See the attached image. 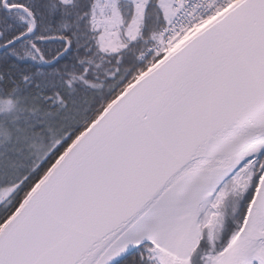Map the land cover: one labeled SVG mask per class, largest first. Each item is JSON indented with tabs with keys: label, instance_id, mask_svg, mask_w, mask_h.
<instances>
[{
	"label": "snow or ice",
	"instance_id": "snow-or-ice-1",
	"mask_svg": "<svg viewBox=\"0 0 264 264\" xmlns=\"http://www.w3.org/2000/svg\"><path fill=\"white\" fill-rule=\"evenodd\" d=\"M0 264H264V0H0Z\"/></svg>",
	"mask_w": 264,
	"mask_h": 264
}]
</instances>
